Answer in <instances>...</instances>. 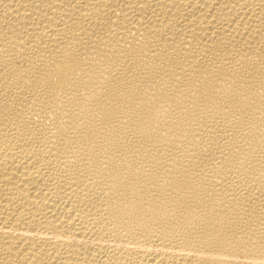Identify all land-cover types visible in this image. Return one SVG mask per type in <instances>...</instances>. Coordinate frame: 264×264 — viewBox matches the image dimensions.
Segmentation results:
<instances>
[{"label": "bare ground", "instance_id": "bare-ground-1", "mask_svg": "<svg viewBox=\"0 0 264 264\" xmlns=\"http://www.w3.org/2000/svg\"><path fill=\"white\" fill-rule=\"evenodd\" d=\"M0 264H264V0H0Z\"/></svg>", "mask_w": 264, "mask_h": 264}]
</instances>
